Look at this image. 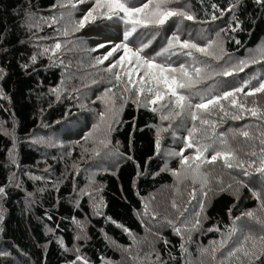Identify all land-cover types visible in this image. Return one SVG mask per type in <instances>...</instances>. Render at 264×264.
<instances>
[{"label": "trees", "instance_id": "obj_1", "mask_svg": "<svg viewBox=\"0 0 264 264\" xmlns=\"http://www.w3.org/2000/svg\"><path fill=\"white\" fill-rule=\"evenodd\" d=\"M136 2L146 0H134ZM61 3L69 6L62 8ZM71 3H76V0H0V69H3L0 74L3 75L0 79V186H5L6 190V194L0 197V216L3 217L0 221V251L10 253L7 257H0V264H69L75 258L76 253L72 249L76 247L80 249L79 254L86 257L90 264H108L110 261H117L118 257L125 259L121 249H132L136 245V238L145 234V227L140 219L145 213V205L147 204V211H150L149 200L154 195L175 187L176 177L171 171L162 169L167 166L168 169L182 171L179 158L170 157L167 153L180 151L184 146L180 138L187 135L186 131L178 130L175 137L171 135V130L162 133L161 154L156 155L154 126L161 123L159 114L143 107L137 109L130 101L119 112L121 123L108 136L111 143L107 148L114 150L119 158L116 167L94 173L85 170L86 165L96 155L93 149L99 152L103 148L98 141L106 136L104 124H100V130L91 139L85 141L83 137L93 130V125L99 123V113L105 111V104L97 100V97L106 88L112 87L108 82L110 76L103 69L113 58L95 68L91 65L95 63L96 57L103 56L112 45L120 42L123 25L99 19L72 34L75 23L92 4L86 2L72 9ZM187 3L191 5L197 22L186 21L182 26L185 34L181 38L188 39L187 33H190V38L203 46L209 40H217V33H220L224 49L229 54L224 60L215 61L196 53L200 59L210 62L217 70L247 58L264 46V5L257 3V0H239L238 3L236 0H187ZM233 3H236L233 11L225 12L221 17L218 9H227ZM213 4L217 5V9L211 7ZM30 14L32 22L35 21V16L48 18L61 14L64 20L52 27L41 25L30 30L26 24ZM213 14L220 18L213 21ZM64 26H67L70 33L67 37L57 32L58 29L62 31ZM93 26L100 27L105 34L112 37L95 43L91 49L109 41L112 44L97 51L89 49L80 52V49H76L72 53L67 52L77 46V42L82 41L83 36L76 34ZM231 27H237V31H231ZM221 29L226 31L221 32ZM140 31L159 33L147 50L148 53L155 54L166 45L167 38L175 31V24L169 21L162 28ZM76 37L79 38L77 41ZM67 39L71 43L66 46L64 42ZM57 41L62 44V48L54 56L51 52L40 54L45 47L51 48ZM236 41L240 43L237 44ZM87 52L92 54L91 58L78 59L84 56L82 53ZM121 54L123 53H118L114 58ZM33 55L37 56L35 64L31 60ZM186 59L189 58L172 57L177 63ZM78 66L83 75L75 79H69L62 70L66 68L77 71ZM253 75H264V64H253L244 72L230 77H215L198 87L205 89L212 85L217 92H222L240 86ZM94 79L99 82L93 84ZM256 83L255 80L252 81L253 86ZM54 89H59L60 99H57ZM74 89H80V92L75 93ZM114 91L117 93L116 104L119 108V90ZM244 91L248 92L249 88ZM76 95L79 99L69 98ZM237 95L243 100V94ZM253 100L257 102L256 106L264 109V93L247 97L246 106L252 107ZM81 104L86 107L81 108ZM211 119L218 121L217 133L244 125L264 123L251 115H246L241 120L226 117L221 121L218 115H213ZM168 123L169 121H164V126ZM10 127L15 134V165L9 161L8 156V150L13 147L12 140L3 134V130L9 132ZM38 130H50L59 137L66 136L67 142L71 144L61 146L60 143L51 142L47 146L33 143V139L40 138L35 137ZM249 130L253 135H259L256 129ZM94 140L97 143L94 144ZM230 143L239 151L245 141L243 137H239L235 142L230 139ZM193 154L194 149L184 152L186 156ZM206 155L210 158L211 152ZM60 165L65 167L68 174L66 177L62 176ZM203 170L209 173V183L204 189L208 196L204 211L199 217V228L190 233L183 232L179 236L167 224V220H172L176 226L182 227L181 221L187 218L190 227L195 222L196 213L200 212V193L197 192V199L189 203L188 193L193 185L190 180H185V187L179 186L182 195L168 200L171 210L161 212L170 228L161 233L156 252L148 260H143V263L185 264L190 250L198 256L201 248L210 249L213 241L219 242L232 225L234 217L259 209L260 201L249 190H259L258 173L244 177L235 169L225 168L219 160L215 164H205ZM13 173L16 174L18 186L23 185L28 194H31L27 202L26 193L21 192L15 185L16 182L9 183V177ZM32 176H40L42 179L34 180L31 179ZM218 180L222 183H218ZM91 181L94 183H90ZM238 181H243L248 187H241ZM229 184L232 185L231 188L227 187ZM195 187L199 188V184ZM222 188L226 190L221 191ZM78 189H81L79 194ZM93 198L99 204L100 214L93 207ZM173 200L176 201L179 212L172 208ZM181 212L183 216L180 215ZM74 221H79L83 227H78ZM236 223L238 226L256 227L250 220ZM118 225H123L130 234ZM217 228L219 231H209ZM78 235L82 238L76 239ZM189 235L190 241L187 239ZM60 240H63V246L59 243ZM164 240L168 241L167 245ZM182 243L185 244L187 252L180 248ZM65 248L69 251H65ZM113 249L115 253L111 255ZM222 251L226 252L227 248ZM157 254L159 260L156 259ZM217 256H220L219 252ZM204 257V264H210L209 258ZM256 264H264V257Z\"/></svg>", "mask_w": 264, "mask_h": 264}, {"label": "snow or ice", "instance_id": "obj_2", "mask_svg": "<svg viewBox=\"0 0 264 264\" xmlns=\"http://www.w3.org/2000/svg\"><path fill=\"white\" fill-rule=\"evenodd\" d=\"M91 3L92 7L77 21L72 29V34L84 28L88 23H94L99 19L113 21L123 25L121 40L111 46L110 50L103 56L96 57L92 67H97L104 64L105 61L111 62L103 69L108 73L110 80L108 81L112 87L106 88L97 100L105 104V111L99 113V123L93 125V130L90 131L83 140L91 139L95 132L100 130V124H104L106 136L99 139L98 143L107 148L111 143L108 138L111 132L116 130V125L121 123L119 112L130 101L137 109L143 107L152 113H158L161 121L160 125H155V149L156 155L161 154L162 133L169 132L176 136L178 130L183 129L187 135L181 137L184 146L180 151H169L168 156L179 158V164L182 171L171 170L165 166L162 171H171V174L177 179V187L175 191L179 194V184L185 180H190L193 185L192 190L188 193L189 203L191 200L197 199V192L200 193L201 199L198 201L200 212L196 213L195 222L188 226L187 218L181 221V226H176L172 220H167V224L173 227L176 235L182 236L183 232H191L197 230L200 226V215L204 211L205 199L208 192L209 173L203 170L205 164H215L218 160L223 162V166L227 169H235L244 177H251L253 173L259 174V190L250 188L252 196L260 201V206L257 211L249 210L236 216L233 219L232 225L223 235L219 242L213 241L212 247L201 248V256H207L210 264H256L257 261L264 257V123L256 125H244L237 129H228L227 132H216L218 121L211 119L213 115H218L220 120L230 117L232 120L244 119L246 115H251L257 120L264 121V109L256 106V101H252V107L246 106L247 97H254L257 93H264V75H253L248 80L243 81L240 86L231 87L230 90L217 92L216 88L210 85L208 88L200 89L198 86L205 81L213 80L215 77H230L236 73L244 72V70L253 64H264V46L255 50L247 58L240 59L229 66H223L219 70L214 68L212 64L206 60L200 59L196 53L203 57L211 58L215 61L224 60L229 54L223 46V40L220 38V33H217V40H209L203 46L190 37L182 39L183 25L186 21L197 22V17L191 11V5L187 0H146V2H136L134 0H76V3H71V8L75 9L78 4ZM239 0H236L238 3ZM233 3L227 9H218L221 12V17L225 12H232L236 7ZM257 3L264 5V0H257ZM69 5L61 3L60 7L67 8ZM217 9V5L211 6ZM220 17L215 14L211 19L217 20ZM235 19V18H234ZM64 20L63 14L60 16H51L48 18L40 17L32 22L31 14L29 21L26 22L27 27L31 30L33 27L39 28L41 25L52 27L54 24H59ZM172 21L175 24V31L167 38L166 45L155 54H150L147 50L151 47L152 41L159 34L156 31L142 32L141 29H159ZM42 30V29H41ZM226 31L221 29V32ZM231 31H237V27H231ZM60 35L69 36L67 26L63 30H57ZM69 43H71L69 41ZM239 44V41H236ZM112 44L111 41L107 44H99L91 51H97L100 48L107 47ZM135 45V47H133ZM62 44L57 41L54 45L45 47L41 55L49 52L54 56L60 49ZM122 52L118 58L116 55ZM186 57L189 59L177 63L172 57ZM163 57V59H161ZM52 59V56L48 57ZM32 63L35 64L37 56L31 57ZM63 63V60H61ZM228 64V62H225ZM27 68V65H24ZM3 69H0V74ZM3 75H0V79ZM257 83L252 85V81ZM99 81L93 80L92 83ZM88 87V85H85ZM249 88L248 92L244 89ZM114 89L119 90V108L116 104L117 93ZM57 93V99H60L59 89H54ZM75 93H79L80 89H74ZM237 94H243L241 100ZM2 98V93H0ZM71 99H79V96H71ZM107 98V99H105ZM198 100V102H196ZM227 102V104L222 103ZM96 103V101H92ZM81 108L86 106L81 104ZM111 115H108V114ZM71 114L69 110L68 115ZM164 121H169L167 126H164ZM59 123V121L57 122ZM191 125L190 127L188 125ZM175 125V127H174ZM256 129L259 132L258 136L253 135L249 129ZM3 134L8 135L13 143V147L8 150L9 161L12 164H17L15 153V135L3 130ZM239 137L244 138V145L237 149L232 147L231 141L235 142ZM230 138V139H229ZM33 143H45L44 138H35ZM48 143H51L49 141ZM79 143V142H77ZM93 143H97L96 140ZM54 146V145H53ZM188 149H194V154L191 156L184 155ZM87 151V149H85ZM98 155L99 152L96 149ZM211 152L210 158L206 155ZM242 154V155H241ZM132 159V157H127ZM247 158V159H245ZM114 174V173H113ZM16 174L13 173L9 177V183L13 182ZM31 179L40 180V176H32ZM90 183H94L91 181ZM218 183L222 181L218 180ZM241 187H248L243 181H238ZM199 184V188L195 185ZM18 186V185H17ZM231 188L232 185L227 186ZM211 190V189H209ZM226 189H221L224 191ZM239 191V189H237ZM6 194L5 186H0V196ZM91 195V193H89ZM239 198V197H237ZM153 199H155L153 197ZM172 208L179 207L176 201L173 200ZM93 207L99 213V204L93 198ZM187 211V209H185ZM231 214V209H229ZM145 214H147V204L145 205ZM183 216V212L180 213ZM3 217L0 216V221ZM51 219V217H48ZM155 219V214H153ZM250 220L256 227L244 225L238 226L236 221ZM78 227H83L79 221H74ZM125 232H129L123 225ZM246 229V230H245ZM2 230V229H0ZM219 231V229H209V231ZM50 231H52L50 229ZM130 234V232H129ZM77 236L76 239H81ZM183 238V237H182ZM188 241L191 236H188ZM231 241V243H229ZM59 243L63 246V240ZM167 245L168 241L164 240ZM180 248L187 252L185 244H181ZM227 248V251H222ZM65 251L69 249L65 248ZM76 253L75 258L69 264H90V261L80 253L78 247L72 249ZM220 256H217V253ZM10 253L0 251V257H7ZM156 259L160 257L157 254ZM185 264H193L191 260L185 261ZM199 264H204L201 260Z\"/></svg>", "mask_w": 264, "mask_h": 264}, {"label": "rangeland", "instance_id": "obj_3", "mask_svg": "<svg viewBox=\"0 0 264 264\" xmlns=\"http://www.w3.org/2000/svg\"><path fill=\"white\" fill-rule=\"evenodd\" d=\"M80 10L81 8L78 9L79 12ZM38 18L40 17L35 16L34 20ZM111 28H113V26ZM194 34L197 35L196 33ZM76 35H82L83 39L82 41L77 42L76 44L77 46L70 48L67 51L69 53L74 52L76 49H80L81 50L80 52L89 50L95 43H101L103 40H108L112 37L111 35L105 34V32H103L100 29V27L97 28V26L88 28L86 31H83ZM86 35H88V37ZM78 39L79 38L76 37L75 41H77ZM69 41L70 39L65 40L64 43L66 46L70 44ZM82 54H84V56L78 59L91 58L92 56V54H90L89 52L82 53ZM62 70L66 72L65 74L68 76L69 79H75V77L78 78V77H81V75H83L82 69L80 67H79V70L77 71H72V69H66V68H62ZM79 126L81 125L79 124ZM9 133H13L11 127L9 129ZM35 137L44 138L45 143L43 144L47 146L51 145L50 143H48L49 141H51L52 144L60 143L62 144L61 146H68L71 144L67 142L66 136L59 137V135L51 132L50 130H38L36 132ZM53 147L55 148L56 146H53ZM118 161H119V158L116 157V153L114 152V150L103 147L99 151V154L98 155L96 154L92 158V161L86 165L85 170L91 173L98 172L100 170H113L116 167V164ZM60 166L62 167V176L66 177L68 174L66 173L65 167L63 165H60ZM14 181L16 182L15 183L16 186L19 185L18 180L16 178ZM176 185H177V182L175 183L174 188L157 193L156 195L153 196L155 199H153L152 197V199L149 200L150 201V206H149L150 211H147V214L143 213L140 217L141 223L145 227V234L136 238V242H135L136 245L132 249L130 250H126L125 248L121 249V252L123 256L125 257V259L118 257L117 261H114V262L110 261L108 264H147V263H143V260L144 261L148 260L151 254L156 252L158 239L161 233L164 230L166 229L168 230L170 228L165 223L162 217L163 213L161 212L171 210L170 205H169L170 201L168 200L179 198L182 195L181 190L179 194L176 193L175 191ZM178 186L185 187V184L181 183ZM17 187L21 190V192L26 193L25 202H27V200L30 199L31 194H28V192L26 191V188L23 185L17 186ZM80 190L81 189L77 190L78 194L80 193ZM153 214H155V219H153ZM114 253H115V250L113 249L110 254L113 255ZM198 254L199 255L196 256L193 250H190L187 256V260H191L193 264H199L201 260L205 262V257L201 256L200 253Z\"/></svg>", "mask_w": 264, "mask_h": 264}]
</instances>
